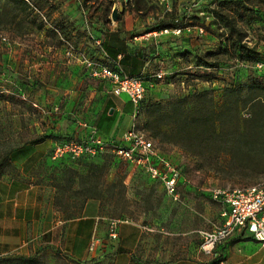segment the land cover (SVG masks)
Segmentation results:
<instances>
[{"label":"rangeland","instance_id":"obj_1","mask_svg":"<svg viewBox=\"0 0 264 264\" xmlns=\"http://www.w3.org/2000/svg\"><path fill=\"white\" fill-rule=\"evenodd\" d=\"M23 1L0 0V179L16 182L14 189L0 190V202H16L15 219L36 207L39 223L12 220L5 206L0 240L9 244L0 256L31 255V264H80L63 251V229H48L95 215L108 240L106 255L94 259L99 264H114L122 243L119 225L130 238L123 243L132 251L130 264L188 256L209 260L200 249L199 231L220 221L222 206L212 189L264 185V94L254 86L264 84V3ZM114 10L117 18L133 10L139 16L141 34L150 33L141 37L152 51L149 71L162 74L151 79L135 107L98 94L100 82L91 74L107 65L99 40ZM237 33L240 43L257 52L256 60L233 50ZM86 110L96 115L94 124L103 133L131 124L146 133L182 173L178 199L110 151L52 158L55 142L71 136L63 127L73 122L77 127ZM19 183L32 184L37 194L21 190ZM111 223L115 239L108 236Z\"/></svg>","mask_w":264,"mask_h":264},{"label":"built area","instance_id":"obj_2","mask_svg":"<svg viewBox=\"0 0 264 264\" xmlns=\"http://www.w3.org/2000/svg\"><path fill=\"white\" fill-rule=\"evenodd\" d=\"M167 32V29H163ZM96 79L110 84L113 95L122 93L127 95L128 102L134 107L145 97L150 87L151 79L160 78V72L147 74H126L106 65L96 67L92 72ZM82 128H89L83 137L69 138L55 143L52 158L66 156L77 159L82 156L94 157L110 151L115 157L125 161L128 165L141 168L153 181L162 185L164 192L173 200L178 199V184L183 179L180 169L172 164L154 147L152 140L131 124L121 134L114 137H103L93 125L85 120L78 121ZM211 195L218 201L222 209V220L211 230L199 231L202 242L200 249L205 254H211L213 249L224 241L236 235L247 234L264 247V185L255 184L244 188L212 189ZM108 236L117 237L115 223H111ZM98 240L90 242L89 250L95 252Z\"/></svg>","mask_w":264,"mask_h":264},{"label":"crops","instance_id":"obj_3","mask_svg":"<svg viewBox=\"0 0 264 264\" xmlns=\"http://www.w3.org/2000/svg\"><path fill=\"white\" fill-rule=\"evenodd\" d=\"M132 12H124L120 15L122 18H117L107 23V26L103 29L101 33L99 44H101V49L104 53L103 61L111 68H115L126 74H138L144 71L147 74L152 73L148 68V55L152 54L151 47L146 41L142 40L143 35L141 34L145 30L143 23H141L139 16ZM101 88L97 91L98 94L107 98L111 102L117 104L120 100L129 103L128 98L123 94L113 95L110 92V84L106 81L99 80ZM117 105L113 106V118L117 110ZM112 109V108H110ZM112 112V111H111ZM110 112V113H111ZM88 111H84V120L88 125H93L96 127L98 133L103 137H114L121 134L124 130L117 133L106 134L103 133L94 123L95 116L87 115ZM99 114V113H98ZM75 122L70 125H65L63 127L64 131L70 132V138L83 137L88 133V129L78 127H73ZM71 130V131H70ZM56 143V142H55ZM152 180V179H151ZM183 179H180L182 181ZM16 183V182H15ZM14 182H5L0 179V190H9L10 188H15ZM21 190L28 192L31 190V195H36L37 191L32 190L34 187L32 184H21L19 183ZM37 188V187H36ZM18 189V188H17ZM8 204V205H7ZM10 207V213L12 220H20L29 223L36 222L39 223V212L36 207L29 209L25 214L18 215L16 218V202L11 206L7 199L0 202V218L3 216L4 207ZM5 207V208H6ZM220 216V212H219ZM98 217L95 215L79 216L74 219L67 221H58L49 227L50 229H55L59 227V230L63 229V251L69 254V256L76 261H87L90 259L100 260L108 252L107 244L108 240L104 239V231L101 229ZM222 220L220 216V221ZM219 221V223H220ZM14 222V221H13ZM2 226V225H1ZM2 227H5L3 224ZM125 227L119 225V238L122 240L121 244H117L116 250L119 251L114 256V264H130L133 261L130 258L132 251H128L127 247L125 249L124 242H130V238L123 234ZM97 237L100 244L97 245L95 252L89 250L90 242ZM237 238H230L229 240L218 244L211 254L209 255V260L201 259L197 256H188L178 258L172 261L166 262H153L152 264H264V247H262L257 241L253 240L249 235L242 234L236 235ZM118 237V235H117ZM235 237V236H234ZM60 238V235H59ZM52 242V241H51ZM6 241L0 240V254L6 253L8 250ZM222 255V258H220Z\"/></svg>","mask_w":264,"mask_h":264},{"label":"trees","instance_id":"obj_4","mask_svg":"<svg viewBox=\"0 0 264 264\" xmlns=\"http://www.w3.org/2000/svg\"><path fill=\"white\" fill-rule=\"evenodd\" d=\"M20 4H24L23 0H14ZM260 2L264 3V0H259ZM246 10H248L246 8ZM38 27H42L41 24H38ZM166 25H162L161 28H165ZM237 35V39L232 41V46H233V50L237 53H240L241 55H245L246 52H249V57L248 60L249 61H254L257 59V52L252 50V49H247L245 44L240 43V35L239 33L236 34ZM203 64H208V63H204ZM254 86L258 87L264 94V84H259V83H255ZM149 89V88H148ZM147 89V92H148ZM146 92V93H147ZM146 97V95H145ZM144 97V98H145ZM210 119V117H209ZM200 120V119H199ZM212 128H213V124H212ZM35 260L34 256L31 255H16V256H0V264H6V263H10V264H31L33 263V261ZM92 264H99L98 262H95L94 259H90ZM76 261V260H75ZM80 264H87L85 261H77ZM111 264V263H108Z\"/></svg>","mask_w":264,"mask_h":264},{"label":"water","instance_id":"obj_5","mask_svg":"<svg viewBox=\"0 0 264 264\" xmlns=\"http://www.w3.org/2000/svg\"><path fill=\"white\" fill-rule=\"evenodd\" d=\"M112 17H113L114 20L117 19V12H116V10H114V11L112 12ZM109 111L111 112L112 109H110Z\"/></svg>","mask_w":264,"mask_h":264}]
</instances>
